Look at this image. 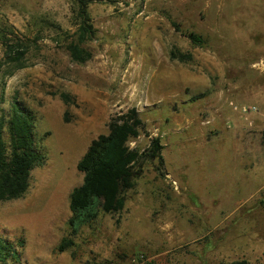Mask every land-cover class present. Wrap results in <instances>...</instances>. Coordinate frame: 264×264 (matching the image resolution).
<instances>
[{
  "label": "rangeland",
  "instance_id": "374dc122",
  "mask_svg": "<svg viewBox=\"0 0 264 264\" xmlns=\"http://www.w3.org/2000/svg\"><path fill=\"white\" fill-rule=\"evenodd\" d=\"M88 1L93 57L80 64L67 49L76 0H0V27L29 48L11 75L3 67L0 116L31 110L47 155L28 193L0 202V235L23 243L8 264H264V0ZM131 108L145 131L130 146L159 137L164 163H143L124 210L72 235L78 162Z\"/></svg>",
  "mask_w": 264,
  "mask_h": 264
},
{
  "label": "trees",
  "instance_id": "16d2710c",
  "mask_svg": "<svg viewBox=\"0 0 264 264\" xmlns=\"http://www.w3.org/2000/svg\"><path fill=\"white\" fill-rule=\"evenodd\" d=\"M79 7L78 29L67 49L72 60L84 64L92 59L93 53L86 47L95 36L96 30L88 12V0H76ZM12 25L1 24L0 48H4V61L0 62V75L6 64L22 61L29 51L24 41L16 34ZM187 37L195 45L205 43L202 36L189 33ZM172 60L187 63L190 55L172 51ZM18 68H22L19 66ZM7 73V76L14 72ZM66 103L72 96L60 94ZM2 111V110H1ZM0 116V202L23 198L31 186L32 172L43 166L47 155L38 147L35 138V117L31 110L16 102L8 113ZM108 133L99 135L79 160L77 169L84 174L83 183L70 194L71 218L69 226L72 235L97 220L100 213H121L127 202V194L135 188L137 179L143 173V163L159 161L163 165V145L159 137L152 138L144 150L132 148L130 142L137 140L145 131V123L136 108L114 116L108 125ZM264 142V139H263ZM22 242L11 241L0 235V264H8L20 258ZM74 245L72 236L65 238L58 246L59 252ZM240 264V263H233Z\"/></svg>",
  "mask_w": 264,
  "mask_h": 264
},
{
  "label": "built area",
  "instance_id": "2783aa9c",
  "mask_svg": "<svg viewBox=\"0 0 264 264\" xmlns=\"http://www.w3.org/2000/svg\"><path fill=\"white\" fill-rule=\"evenodd\" d=\"M235 109H238L237 107H235ZM253 110H255V108H251V107H243V108H241V112L243 113V114H248V113H250L251 111H253Z\"/></svg>",
  "mask_w": 264,
  "mask_h": 264
}]
</instances>
